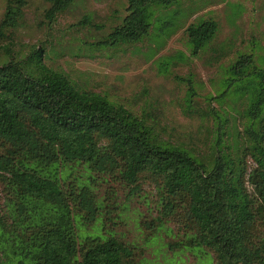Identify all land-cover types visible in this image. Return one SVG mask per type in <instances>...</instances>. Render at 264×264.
Wrapping results in <instances>:
<instances>
[{
	"label": "trees",
	"instance_id": "trees-1",
	"mask_svg": "<svg viewBox=\"0 0 264 264\" xmlns=\"http://www.w3.org/2000/svg\"><path fill=\"white\" fill-rule=\"evenodd\" d=\"M56 18L74 0H43ZM179 0H127V15L102 42L138 44L152 29L150 10ZM28 0H6L0 35L14 30ZM218 24L187 29L192 55L215 38ZM44 49L0 65V264H134V250L102 229L93 174L119 176L139 189L156 186L167 217L177 218L190 249L214 253L215 264H264V70L241 56L225 83L252 79L236 155L223 153L224 123L209 162L159 140L134 113L78 89L44 62ZM192 91V90H191ZM226 122V121H225ZM248 159L254 167L248 166ZM80 169L90 176H75ZM103 223V222H102Z\"/></svg>",
	"mask_w": 264,
	"mask_h": 264
},
{
	"label": "rangeland",
	"instance_id": "rangeland-1",
	"mask_svg": "<svg viewBox=\"0 0 264 264\" xmlns=\"http://www.w3.org/2000/svg\"><path fill=\"white\" fill-rule=\"evenodd\" d=\"M127 7V0H74L51 19L50 4L28 0L17 28L0 35V65L10 60L7 54L19 62L44 49L50 69L78 89L125 107L162 142L209 162L224 123L222 151L235 156L254 90L250 78L227 88V72L241 56H252L264 70V0H179L150 10L152 29L142 42L102 46ZM5 11L6 0H0V23ZM210 20L218 24L217 34L195 57L187 29ZM248 166L254 167L250 159ZM75 176L85 180L90 174L80 169ZM91 183L101 204L88 230L102 229L132 246L134 264H215L211 251L187 246V234L177 218L165 214L156 186L145 181L136 189L119 176L98 174Z\"/></svg>",
	"mask_w": 264,
	"mask_h": 264
}]
</instances>
